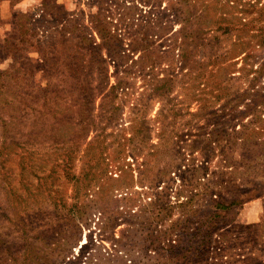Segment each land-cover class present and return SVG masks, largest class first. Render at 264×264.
Wrapping results in <instances>:
<instances>
[{
  "label": "rangeland",
  "instance_id": "374dc122",
  "mask_svg": "<svg viewBox=\"0 0 264 264\" xmlns=\"http://www.w3.org/2000/svg\"><path fill=\"white\" fill-rule=\"evenodd\" d=\"M194 1V26L211 27V36L218 27L231 30L217 48L226 61L212 74L209 88L200 89L209 103L198 112L199 119L166 114L172 105L182 109L177 111L180 116L187 110L197 112V104L187 109L180 105L191 90L178 87L159 95L161 103L140 117L151 95L138 74L128 89L87 92L74 106L69 99L77 94L59 92L58 102L49 106L63 110L57 120L44 111L39 96L30 109L18 108L15 123L21 133L8 134L6 143L34 144L40 151L49 148L54 128L71 125L64 122L78 108L106 126V133L122 128L123 137H136L128 129L145 120L153 128L149 144L158 142V132L164 134L158 135L163 138L158 152L127 155L125 167L111 164L96 180L88 175L91 164L82 158L84 143L94 133L85 140L74 136L80 149L68 163L73 181L62 178L61 201L54 199V189L40 184L52 170V155L32 157L41 168L24 173L16 158L5 162L0 154V264H264V106L245 116L246 106L258 100L253 91L264 96L257 88L264 87V74L258 76L264 49L256 38L264 31V0ZM167 6L168 0H21L14 6L3 1L0 46L19 40L25 45L44 43L50 31L71 20L85 29L93 44L100 43L95 31L100 26L124 37L123 44L145 40L166 51L179 41L182 25ZM201 15L209 21L198 20ZM24 54L34 67L32 82L40 83L46 62L29 50ZM167 55L177 60L176 50ZM4 59L0 49V69L6 66ZM113 107L117 118L105 125ZM2 108L0 104V126L8 120ZM161 108L164 118L157 114ZM172 130L180 141L171 137ZM29 131L34 137L26 139ZM3 137L0 127V150ZM136 139L144 141L145 136ZM205 142L204 155L200 148ZM188 145L197 149L191 151ZM156 178L158 183H152ZM85 183L90 186L79 191ZM216 202L222 206L217 211Z\"/></svg>",
  "mask_w": 264,
  "mask_h": 264
},
{
  "label": "trees",
  "instance_id": "16d2710c",
  "mask_svg": "<svg viewBox=\"0 0 264 264\" xmlns=\"http://www.w3.org/2000/svg\"><path fill=\"white\" fill-rule=\"evenodd\" d=\"M3 1H7L14 6L21 0H0V3ZM193 2L195 1L168 0L167 11L172 13L170 15L176 17V22L182 25L177 31L179 41H175L172 47L166 51L163 50L161 45L145 40H132L130 42L129 39V44H123L124 37L117 34V32L112 34L105 30L104 27L98 29L100 26L95 28L100 43L93 44L86 37L85 29L71 20H65L64 25L62 24L59 29L54 28L53 32L50 31L48 36H45L46 41L44 43L36 42L33 45L30 43L25 45L20 40L18 43L4 42V45L0 46L3 56H5L3 62L6 64L5 68L0 69V104L6 108L1 110L4 112L7 110L8 120L2 122L0 126L4 134L0 150L2 159L7 162L12 158H16V161H18L17 167L27 173L30 170L35 171V169L41 168L38 163H32L30 160L32 157L52 155L50 156L53 157L52 170L49 175H46L44 180L40 179V184L49 191L50 188L54 189V196L58 197L59 200L58 198L54 199L61 201L59 195L63 187L62 178L67 182L73 181V175L70 172L71 166H68V163L75 157V151L80 149L78 141L73 139L74 136L85 140L90 133H94L91 139L84 143L82 158H84L86 164H91L88 169L90 171L88 175L93 176L95 180L99 175L107 172L111 164H116V169H120L122 166L125 167L126 165H124L123 161L127 155L137 158L143 155L145 150H147L146 155L149 156L153 152H158L163 141V138L159 136H162L164 132L160 131V133H157L158 142L156 144H149L148 139L153 129L148 125L149 121L143 120V122L135 124L128 129L132 132V136L137 137L143 134L145 140L140 141L136 137H123L122 132L124 129L122 128L118 130L111 129V131L106 133V126L102 127L100 124L95 123L79 108L73 111L70 119L67 118V121L64 122H71V125L65 124L66 126H58L53 129L54 138L49 144V148L44 149V151L33 149L34 144L18 146L13 142L6 143V140L9 139L6 137L8 134L15 137L21 133L20 128L15 123V120L19 117L16 113L18 108L23 106L30 109L31 104L36 100V96L42 98L44 111L54 120H57V118H61L63 110L59 107L52 109L49 106L58 102L61 96L59 92H65L70 96L71 94H77L76 98L69 99L74 106V103L83 101L79 96L87 92H103L105 90L107 92H116L117 90L128 89L130 85L132 86L129 81L134 80V74H138L143 81L142 85L148 89L151 95V99L144 106V109L140 110V117H143L141 113L144 114L150 110L155 102L161 103V100L158 99L159 95L169 93L175 87H178V89L183 91L191 90L189 95H186L183 101L179 102L180 105L185 104L187 109L189 105L197 104V112L191 113L187 110L180 116L177 111L182 109L179 108L176 111L174 105H172L166 107V114H172L173 116L170 117L173 118L176 115L179 117L188 115L191 119L192 117L199 119L198 112L205 110L209 103L208 98L200 96V89L209 88V80L212 78V74L216 72V68L221 67L220 65H223L226 61V57H223L224 53L220 54L218 52L220 49L217 50V48H221L223 38L231 30L228 27H218L215 30V32L218 31L216 36H211L209 35L212 31L211 27L194 26L192 18L195 17L196 11H193L195 7ZM216 9L218 11V8ZM219 14L221 15L222 13L219 12ZM206 18L205 15L204 17L201 15L198 20L206 21ZM220 18L222 17L220 16ZM207 19L209 21V18ZM56 25L58 24L56 23ZM249 31H247V35ZM261 33L263 35L260 37L256 36V38L259 40V46L264 49V31H261ZM155 36L157 38L158 35ZM24 49L35 53L39 59L47 64L40 83L32 82L34 67L31 60L25 56ZM173 50L177 51V60L175 61L167 55L168 52ZM135 55L137 57L133 58ZM165 64L167 65L166 68L161 66ZM258 73H260L258 76L264 74V60L259 65ZM160 74L163 75L161 78L158 76ZM257 78L255 77L251 80L253 83L252 87H256V85H253ZM111 79H113L112 84H110ZM257 88L264 90L261 85ZM253 92L258 100L246 106L245 116L254 115L257 112L255 111L256 107H259V105L264 106V96L257 94L260 91ZM111 103V100L108 101V104ZM117 110V108H112L105 125L117 118ZM161 110L163 109L161 108L158 111V115L163 114ZM35 117L36 115L33 118ZM161 117L164 118L163 115ZM254 118L258 117L254 116ZM171 133V137L180 141V134L173 130ZM33 137V134L29 131L26 139ZM71 137L72 139L69 141ZM187 147L191 151L197 149L192 145ZM179 149L181 150L182 148ZM179 149H172V151L179 154ZM200 149L204 155L207 154L208 142H205L204 147ZM159 179L156 178L152 183H158L157 180ZM91 180L92 177H90L89 181ZM89 186L90 184L85 183L78 188L81 191ZM221 208L222 206L219 205V202H216L214 210L217 211ZM215 211L212 213L213 216L216 214Z\"/></svg>",
  "mask_w": 264,
  "mask_h": 264
}]
</instances>
